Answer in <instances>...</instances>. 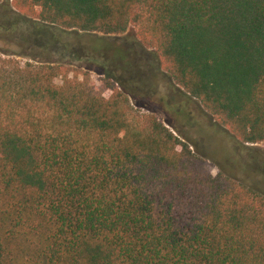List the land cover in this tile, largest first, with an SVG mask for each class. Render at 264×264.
<instances>
[{
	"label": "trees",
	"instance_id": "obj_1",
	"mask_svg": "<svg viewBox=\"0 0 264 264\" xmlns=\"http://www.w3.org/2000/svg\"><path fill=\"white\" fill-rule=\"evenodd\" d=\"M5 3L29 25L19 45L48 53L61 34L134 26L175 95L240 150L264 144V0ZM4 56L0 264H264V193L248 179L258 161L215 176L180 129L132 103L121 74L104 67L96 84L36 55Z\"/></svg>",
	"mask_w": 264,
	"mask_h": 264
},
{
	"label": "rangeland",
	"instance_id": "obj_2",
	"mask_svg": "<svg viewBox=\"0 0 264 264\" xmlns=\"http://www.w3.org/2000/svg\"><path fill=\"white\" fill-rule=\"evenodd\" d=\"M5 2L0 0V27H3L0 28V58L5 59L4 54L36 55L42 60L63 64L71 72V78L76 75L81 80L89 77L96 84H100L104 78L100 75L104 67L112 69L117 76L121 74L130 86L129 90L134 92L131 101L139 110L155 115L172 131H175L173 127L180 129L182 134L196 144L195 151L211 159L209 166L213 175L219 174V165L240 171L243 167L237 164L239 158L243 166L255 165L254 162L258 161L261 168L253 169L256 177L251 175L248 179L258 183L264 193V144L248 145L249 151L240 150L228 129L215 122L201 104L189 103L175 95L155 51L140 43L134 26L125 34L111 37L103 34H61V42L48 53L19 45L18 41L28 31L29 25L25 20H16L18 18L14 11H6ZM10 4L12 6V1ZM19 60L28 61L24 58ZM113 86L118 88L114 82ZM111 96L112 92L106 95L107 98Z\"/></svg>",
	"mask_w": 264,
	"mask_h": 264
}]
</instances>
